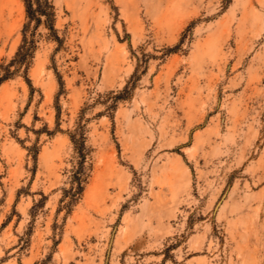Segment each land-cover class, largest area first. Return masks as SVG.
<instances>
[{
  "label": "rangeland",
  "instance_id": "rangeland-1",
  "mask_svg": "<svg viewBox=\"0 0 264 264\" xmlns=\"http://www.w3.org/2000/svg\"><path fill=\"white\" fill-rule=\"evenodd\" d=\"M54 4L63 46L41 26L0 86V264H264V0ZM25 22L0 0V64ZM82 120L91 176L68 213Z\"/></svg>",
  "mask_w": 264,
  "mask_h": 264
},
{
  "label": "trees",
  "instance_id": "trees-1",
  "mask_svg": "<svg viewBox=\"0 0 264 264\" xmlns=\"http://www.w3.org/2000/svg\"><path fill=\"white\" fill-rule=\"evenodd\" d=\"M22 1L26 12V22L22 30V43L9 64H0V86L22 71L26 74L29 72L38 49L36 33L41 26H44L48 30L49 39L56 41L60 47H62L64 43V40L59 36V30L56 27L57 10L54 0ZM178 49L179 46H176L174 48H169L168 51L172 53L176 52ZM137 73L138 68L123 90L110 93V95H112L111 103H109L110 101H104L107 111H116L119 101L131 99L136 82L139 79ZM58 76L61 80V85H63L62 77L59 74ZM86 134V124L83 123V120L78 123L75 131L70 133V139L76 154V163L71 171V187L64 190V195L61 199V203L65 205L64 208H67L68 213H71L73 207L82 199L86 185L91 176V165H88V159L92 150L87 145ZM29 150L36 153V160L39 153L38 149L30 148Z\"/></svg>",
  "mask_w": 264,
  "mask_h": 264
}]
</instances>
